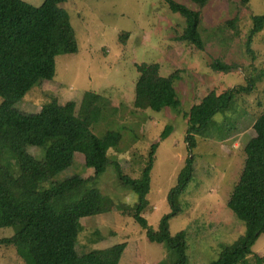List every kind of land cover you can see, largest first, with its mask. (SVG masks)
Listing matches in <instances>:
<instances>
[{"label":"rangeland","instance_id":"obj_1","mask_svg":"<svg viewBox=\"0 0 264 264\" xmlns=\"http://www.w3.org/2000/svg\"><path fill=\"white\" fill-rule=\"evenodd\" d=\"M40 6L44 0H23ZM195 9L189 0H173ZM211 0L203 11L201 26L204 48L178 40L185 30V19L173 12L164 0H67L68 11L77 33L79 50L56 58V76L35 86L18 107L38 113L54 98L68 113L89 121L93 133L102 137L118 130L123 139L109 157L134 179H140L156 144L151 172L149 206L144 217L157 229L162 218L172 212L170 191L181 176L193 169L194 177L178 197L181 214L170 220L172 234L188 233V264H210L222 250L245 232V224L228 208V200L245 164L244 146L255 136L254 123L264 112V30L250 47L253 16L264 14V0ZM236 19V28L230 23ZM128 33V37L123 34ZM235 64L231 73L212 69L216 61ZM157 63L161 75L176 74L174 87L181 101L178 109L160 112L134 107L139 78L136 64ZM253 81L254 89L233 101L228 111L219 113L197 134V146L187 143L188 115L208 94ZM2 99L0 97V104ZM167 127L169 134L162 138ZM67 138L49 139L48 146H64ZM86 149L85 138L73 142ZM36 158L42 150L29 148ZM82 151L75 154L74 168L83 178L93 174L85 167ZM73 180L71 183H74ZM97 188L102 201L90 217L83 218L79 250L89 252L126 243L120 264H173L163 244L151 243L146 231L126 212L138 196L121 184L114 165L100 177ZM13 229H1L0 238ZM254 254L264 257V234ZM0 264H26L16 248L0 246Z\"/></svg>","mask_w":264,"mask_h":264},{"label":"trees","instance_id":"obj_2","mask_svg":"<svg viewBox=\"0 0 264 264\" xmlns=\"http://www.w3.org/2000/svg\"><path fill=\"white\" fill-rule=\"evenodd\" d=\"M180 14L186 27L178 40L202 50L203 11L211 0H189L190 9L173 0H164ZM67 0H44L40 6L23 0H0V230L13 229L10 236L0 238V246L14 247L26 264H120L126 243L89 252L79 250L81 220L93 214L102 201L97 188L100 177L114 165L120 182L137 196V202L126 214L146 231L151 243L163 244L174 254L173 264H188V233L172 234L170 220L181 214L177 199L194 177L193 169L181 176L170 191L172 212L165 215L157 229L144 217L149 206L151 172L157 146H152L150 161L142 177L134 179L124 173L109 151L120 147L123 135L109 130L102 137L93 133L89 121L68 113L58 99L42 106L38 113L21 110L18 104L31 89L56 76V58L79 50L77 33L67 10ZM251 0H241L244 7ZM253 28L248 47L264 30V14L252 17ZM236 19L230 23L236 28ZM128 33L123 37H128ZM139 78L135 87L134 107L160 112L178 109L181 101L174 87L176 74L161 75L157 63L136 64ZM219 72L231 73L239 67L220 60L211 65ZM254 89L251 80L224 93L211 92L188 115L187 143L197 146L196 135L202 133L221 112L228 111L233 101ZM255 136L244 146L245 164L228 200V208L245 224V232L232 245L226 246L210 264H264V257L254 254L253 247L264 234V112L254 123ZM170 131L167 127L162 138ZM67 138L64 146H48L49 139ZM85 138L86 149L73 142ZM29 148L42 150L36 158ZM82 151L85 167L93 174L87 178L74 168L75 154ZM76 180L74 183H71Z\"/></svg>","mask_w":264,"mask_h":264}]
</instances>
